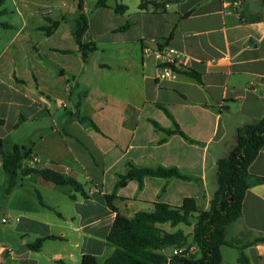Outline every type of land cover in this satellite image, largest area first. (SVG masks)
<instances>
[{
    "label": "crops",
    "instance_id": "0c3cea01",
    "mask_svg": "<svg viewBox=\"0 0 264 264\" xmlns=\"http://www.w3.org/2000/svg\"><path fill=\"white\" fill-rule=\"evenodd\" d=\"M12 1L21 23L0 49L6 62L0 66V130L7 124L10 143L5 151L14 146L30 151L23 166L68 175L86 196L37 174L18 175L7 192L16 203L5 210L7 221H16V229L33 225L38 229L33 237L56 236L44 242L61 245L51 247L48 260L54 264H78L84 254L103 264L113 250L106 236L115 217L105 195H114L116 212L126 218L152 211L156 202L178 207L184 198L207 210L217 188L216 161L234 147L237 129L264 117V0H168L162 10L146 11L138 9L140 0H117L127 6L125 13H115L113 1L95 7L92 18L83 6L88 19L83 40L96 44L86 62L72 36L77 2L63 11L67 5L61 0L62 11L53 17L54 8L31 9L37 0ZM1 6L0 15L6 12ZM126 22L125 30H116ZM171 31L165 45L171 66L195 72L199 80L171 66L172 76L160 77L153 53ZM61 108L65 113L53 112ZM176 128L180 133L165 132ZM129 165L175 168L185 178L144 177L117 188ZM248 173L264 178V147ZM30 189L42 211L27 210ZM194 223L191 219L188 231L179 224L155 227L191 235ZM243 232L247 240L264 235V183L248 188L226 238ZM20 237L26 245L27 236ZM171 250L161 252L167 258ZM11 253L8 248L5 255ZM241 254L244 262H238ZM220 256V264H264V242L242 250L222 246Z\"/></svg>",
    "mask_w": 264,
    "mask_h": 264
},
{
    "label": "trees",
    "instance_id": "16d2710c",
    "mask_svg": "<svg viewBox=\"0 0 264 264\" xmlns=\"http://www.w3.org/2000/svg\"><path fill=\"white\" fill-rule=\"evenodd\" d=\"M111 6L117 14H123L127 6L121 2H116ZM4 0H0V6ZM78 16L75 20L72 36L74 37L78 50L84 62L90 53L96 50V44L84 41L83 36L88 30V19L83 13V0H76ZM168 0H140L138 9L146 11L148 7L152 10H162ZM96 8L110 7L108 0H97ZM1 14V12H0ZM128 22L117 28V31L125 30ZM171 31L163 42L158 43L162 48L172 37ZM171 66V65H169ZM172 67V66H171ZM174 72L193 77L199 80V75L188 70H178L172 67ZM4 120L0 118V126ZM166 133H180L176 128L174 131ZM264 147V117L253 124L240 127L236 131L234 147L228 154L216 161V181L217 188L214 192L209 207L205 211L198 210L193 198H184L181 205L173 207L165 203L156 202L150 212L140 211L131 218H126L116 212L113 206L114 195H105L108 208L115 212L112 226L106 236V244L112 247L111 254L103 261V264H220V248L228 246L243 249L258 242H264V235L257 236L252 240H247V234L243 232L239 238L227 240L228 228L239 220L242 210V202L246 191L253 184L264 183L263 177H253L248 173L250 164L254 161L258 152ZM30 151L14 146L10 151H5L0 139V164L2 170L8 176L7 191L10 190L18 175L37 174L44 181L56 186H70L81 196L86 194L83 186L68 175L57 172L50 168L34 169L25 167L22 162L29 157ZM144 177L159 178H181L175 168H137L129 165L124 175L118 177L116 187H122L129 180L141 182ZM191 219L195 220L191 235H186L182 230L167 233L155 227V224L168 223L171 227L178 224L189 226ZM48 239H57L54 235L43 236L33 242L26 243V248L30 251L38 252L43 243ZM190 239V240H188ZM191 242L198 251L199 256L194 255L184 257L181 254L172 256L169 261L161 252L165 248H181ZM243 254L238 258V262H244ZM58 264H71L58 261ZM78 264H98L96 258L90 254H84Z\"/></svg>",
    "mask_w": 264,
    "mask_h": 264
},
{
    "label": "rangeland",
    "instance_id": "374dc122",
    "mask_svg": "<svg viewBox=\"0 0 264 264\" xmlns=\"http://www.w3.org/2000/svg\"><path fill=\"white\" fill-rule=\"evenodd\" d=\"M96 1L97 0H83V4L86 9V13L88 17L92 16L91 15L92 11H95ZM113 1L114 0H108V4H112ZM135 1L136 0H124L123 3L127 2L128 4H132ZM154 1H157V0H154ZM64 2L66 3L67 6H66V9H63V11H70V7H72V5H76V0H64ZM33 3L34 5L31 7L33 11H37L40 7H45V6L54 8L53 14H52L53 17L59 14L60 11H62V9L60 10L57 9V6L60 7L61 0H37V1H34ZM1 9H5L6 12L0 15V49L2 46H4V44H6L7 40L11 36H13L16 30V27H19L21 23L20 17L17 14V11L15 9V6L12 0H4L1 6ZM42 11H44V9L40 10L39 12H42ZM3 23H13L15 25L11 29H5V28H2ZM97 24L98 23L95 21L96 27H97ZM4 64H6V62H5V59L3 58L0 60V66ZM51 100H52V103L53 101H55L52 98ZM63 101L66 104H68L67 97L63 99ZM68 110L66 113H68ZM57 111L65 113V110L63 108L53 110V112H57ZM53 122H55V119H53V121L50 122L52 126L54 124ZM7 130H8L7 124L3 126V128H1L0 130V134H1L0 139L2 141L4 150H9L10 148ZM7 182H8L7 174L2 169H0V264H54V261H49L48 258L51 252L53 251L51 250V247L61 246L59 245L58 242L49 241L43 244V247L41 248L40 251L38 252L30 251L26 248L24 244H22V240H21L22 237L20 236L24 234V236L25 235L27 236L25 240H27L28 242H33L37 238L33 236L34 234L37 233L36 230L38 229L35 228L31 224H26V225H23L21 229L20 228L16 229L15 225L17 222L10 220V219H8L7 222H1V219L6 214L5 210L7 208L16 207V203H13L12 198L7 197V192H8ZM58 199L62 200V196H59ZM27 201L28 202H27L26 208L29 212H34L36 209L42 211L40 208L39 199L36 193L33 191V189H30ZM63 201H64V198H63ZM178 226L183 231L189 230V227L183 224H179ZM22 230H25V231H22ZM8 248H11L12 250V253L10 256L5 255V252ZM194 256L195 257L199 256L198 250L194 253ZM99 264H101L100 261H99Z\"/></svg>",
    "mask_w": 264,
    "mask_h": 264
},
{
    "label": "built area",
    "instance_id": "2783aa9c",
    "mask_svg": "<svg viewBox=\"0 0 264 264\" xmlns=\"http://www.w3.org/2000/svg\"><path fill=\"white\" fill-rule=\"evenodd\" d=\"M154 57L158 62V67L160 69V77L161 78H169L172 76V72L170 70V66L172 63V59L170 56V52L166 46H163L162 48L157 47L154 51ZM1 222H7V217H3L1 219ZM197 247L189 242L187 246L181 247V248H172L170 254L167 256V259H169L174 256L181 254L184 257H189L194 255V253L197 251Z\"/></svg>",
    "mask_w": 264,
    "mask_h": 264
}]
</instances>
